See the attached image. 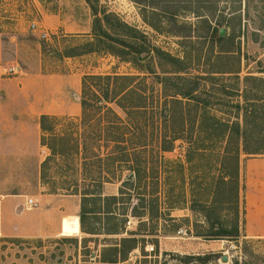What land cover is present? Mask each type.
<instances>
[{
    "label": "rangeland",
    "instance_id": "rangeland-1",
    "mask_svg": "<svg viewBox=\"0 0 264 264\" xmlns=\"http://www.w3.org/2000/svg\"><path fill=\"white\" fill-rule=\"evenodd\" d=\"M91 2L99 13L113 14L138 30L143 35L140 44L150 52L140 65L151 72L146 74L145 102L154 107L157 115L140 111L133 121L147 129L148 138L136 142L145 145L144 165L149 177L155 179L124 189L123 207L118 208L127 216L119 235L89 236L80 232L78 223L68 236L48 237L34 231L25 233L12 226L10 220L18 222L17 219L1 217L0 264H102V258L115 256L114 264H264V237L246 232L243 173L246 160L264 159V139L249 138L246 151L240 150L237 162L224 154L225 143L221 139L204 133L199 134L195 145L178 140L171 151L160 153L156 137V132L165 126L176 131L183 124L188 130L195 126L192 109L196 101L206 104L208 112L220 120L237 111L234 106L244 103L242 97L257 107L264 105V83L244 79L252 76L264 82V0ZM92 23V11L85 0H0V81L26 76H32V80L39 78L30 82L24 95L16 94L10 102L0 87V102L5 106L0 120H13L25 126V131L19 129L20 125L6 131L0 144V202L14 195L21 198L7 201L11 209L18 205L17 211L21 210L26 199L37 201L44 195H51L56 201L66 200L71 208L80 200V195L74 193H81L86 185L90 192L98 189L91 184L100 166L95 157L98 148L89 144L85 166L81 155L83 138L88 134L79 124L81 81L90 75L144 74L138 73L132 64L102 51L66 57L67 48L93 39ZM110 23L115 24V20L110 18ZM222 28L224 36L220 37ZM42 32L47 34L45 39L41 38ZM154 49L165 55L156 56ZM168 56L179 61L173 62ZM9 67H16L18 73L1 75ZM176 71L192 80L183 84L166 82L167 92L177 87L196 90L197 98L187 106L191 111L184 123L178 106L173 120L165 121L169 105L155 77H172ZM67 77L79 83L78 90L72 86L74 81L68 87ZM108 105L124 118L114 104ZM42 113L52 118L47 125L52 131L45 134V141L61 148L66 156H50L42 145L39 127ZM0 125L7 127L6 123ZM190 149L195 153L189 154L188 161ZM119 187V182H112L101 191L104 196L118 195ZM156 187L157 218L131 217L133 207L148 208L147 197L142 199L140 195L151 193ZM250 197L255 199L249 193L247 200ZM202 206L213 212L209 221L199 214ZM248 213L256 216L254 206H248ZM31 217L33 213H26L19 220L33 226ZM217 218L227 226H238L240 236L236 240L196 236L197 232L205 234L207 222ZM66 223L69 226V219ZM87 224L102 227V222L91 218ZM129 238L136 240V247L120 258L118 251L122 255L131 246L128 240L123 242ZM212 254L217 258L203 263L195 260L196 256L204 258Z\"/></svg>",
    "mask_w": 264,
    "mask_h": 264
},
{
    "label": "trees",
    "instance_id": "trees-1",
    "mask_svg": "<svg viewBox=\"0 0 264 264\" xmlns=\"http://www.w3.org/2000/svg\"><path fill=\"white\" fill-rule=\"evenodd\" d=\"M85 1L89 4L92 11L93 39L85 44L67 48L65 56L77 57L102 51L123 62L132 64L138 73L144 74V76L90 75L83 77L81 81L79 124L88 133L84 135L82 144L83 165L85 166L88 160L89 144H93L98 148V153L95 154V157L99 160L100 166L97 176L91 179V184H94L98 189L95 192H90L88 189L89 185H86V188L81 193H74L80 195L79 228L81 233L89 236L119 235L122 233V227L126 222L127 216L124 210L120 213L118 208L123 207L124 189L143 180L155 179L154 177H149L144 165L146 161L143 156L145 145H140L136 142L140 138H148L147 129L139 124L137 120L133 121L135 115L140 114V111H145V113L152 112L153 117L157 115L154 107L145 102L147 101L146 74L151 72L140 65L149 56L150 52L140 44L139 41L143 38V35L138 30L128 26L113 14L99 13L91 0ZM110 18L115 20V24L110 23ZM218 39L222 40L221 38ZM153 51L156 56L165 55L158 49ZM143 54L145 56H142ZM170 59L173 62L179 61L173 57H170ZM174 73L175 76L172 77H155L159 85H161L162 94H164L169 105V109L166 111L167 115H164L165 121L167 119L168 121L173 120L176 114L174 112L175 106H178L180 107V118L184 123L185 118L191 111L187 109V106H189L190 101H195L197 98L195 95L196 90L177 87L167 92L166 82L174 80L183 84L192 80L178 75L181 73L179 71ZM244 79L264 83L261 78L252 76H247ZM242 98L244 103L241 105L236 104L234 107L237 111L232 115L226 114L228 117L226 120L215 118L208 112L206 104L196 101L192 109L195 126L188 130L183 124L177 131L173 127L165 126L156 132L159 153L171 151L178 140L195 145L198 141L196 138H199V134L204 133L210 138L221 139L225 143L224 154L238 162L240 150L242 152L246 151L245 147L249 138L257 139L261 137L260 139H264V105L257 107L246 98ZM136 99L141 102L139 104L135 103L134 100ZM108 104H114L123 113L124 118L119 116ZM51 120L52 118L47 115H41L39 118V127L42 133L41 143L48 149L50 156L64 157L66 156L65 151L45 141V134L48 131H52V127L47 126ZM51 136L55 138L53 134ZM241 146L242 149H240ZM191 149L188 152V161L191 160L189 154L194 155L193 153H195ZM76 154H79L78 148ZM44 164L45 162L42 163V165ZM236 165L238 171V163ZM124 171L127 174L123 175ZM112 182L120 183L118 195L104 196L101 191L102 187ZM157 190L158 187L151 193L141 194L142 199H145L144 196L147 197L148 208L145 209L141 206V210H138V208L133 207L129 215L138 218V220H142L144 217L149 220L157 218ZM237 196L238 194L235 192V200ZM211 213H213L212 210L207 206H202V209L199 210V214L208 219V221ZM120 216L125 218H119ZM89 218L102 222V227L88 226L87 220ZM207 224V232L205 234L197 232V237H207L209 240H224L226 238L228 240H236L240 236L238 226H227L219 218L211 223L207 222ZM125 240H128L131 246L122 255L121 251H118L117 256L120 255V258H124L127 252L136 247L134 238L123 239V242ZM203 257L196 256L195 260L203 263V260L217 258L215 254ZM116 260L115 256V258L109 259L102 258L101 262L102 264H114L117 262Z\"/></svg>",
    "mask_w": 264,
    "mask_h": 264
},
{
    "label": "crops",
    "instance_id": "crops-1",
    "mask_svg": "<svg viewBox=\"0 0 264 264\" xmlns=\"http://www.w3.org/2000/svg\"><path fill=\"white\" fill-rule=\"evenodd\" d=\"M72 25H69L71 27ZM62 27V26H61ZM64 28V27H63ZM65 29V28H64ZM72 30V28L70 29ZM65 31V30H64ZM74 31V30H72ZM67 33V30L65 31ZM70 77V76H69ZM67 77L66 81L68 82V87L70 86V83L74 81V84L72 85L74 89L78 90L79 83L75 80L70 81V78ZM40 79H46L40 78ZM39 81V78H35L32 80V76H26V78L22 79H9L8 82H2L0 81V87L4 90V93L6 94L7 100L13 101L16 94L24 95L26 89H28V85L30 82ZM70 88V87H69ZM4 104L0 102V115L2 116V111L4 109ZM26 112V111H25ZM24 112V113H25ZM42 115H47L46 113H42ZM7 124V127L5 125H0V144L3 143L5 132L8 130H11L15 126L17 129L25 131L24 124L21 125L20 122H15L13 120L5 121L3 118L0 120V124ZM14 126V127H13ZM0 150L1 146H0ZM243 173H244V187H245V199H246V232L250 233L254 237H264V159H248L243 165ZM251 193L255 196V199L253 197L248 198V194ZM17 196V197H15ZM19 195H14L13 198H9L7 200H4V202H0V218L4 217V219H10L11 217H14V219H17V221H12V226H14L19 229L23 230V232H29L34 231L36 234L45 235L48 237L52 236H68L72 228L76 226L79 223L78 213H79V201H77L73 207H69L67 205L68 201L66 200H58L54 199L51 195H44L40 200H37L38 206L34 209H27L25 207V201L23 202V208L21 210L18 209L16 205L13 209H11L10 205L8 206L7 201L13 200L18 197ZM258 197V200L257 198ZM21 199V198H20ZM254 206L256 209V216L254 213L250 214L248 213V206ZM256 205V206H255ZM62 208V209H61ZM26 213H33L34 218L33 226H29L28 224L25 225L22 223V221L19 220L22 216H24ZM7 214V215H6ZM69 214H74L73 216H69ZM69 219V226L66 223V220ZM37 221V223H36ZM35 223V224H34ZM23 224V225H22ZM30 224V223H29ZM65 226L67 229H65ZM70 227V230L68 228Z\"/></svg>",
    "mask_w": 264,
    "mask_h": 264
},
{
    "label": "built area",
    "instance_id": "built-area-1",
    "mask_svg": "<svg viewBox=\"0 0 264 264\" xmlns=\"http://www.w3.org/2000/svg\"><path fill=\"white\" fill-rule=\"evenodd\" d=\"M35 25H32V29H35ZM47 37L46 32H42L41 33V38L45 39ZM18 73V70L16 67H9L7 69H4V72L1 75H6V76H10V75H16ZM38 206V202L36 200L33 199H26L25 201V207L27 209H34L37 208ZM152 250V249H151ZM150 250V251H151Z\"/></svg>",
    "mask_w": 264,
    "mask_h": 264
},
{
    "label": "water",
    "instance_id": "water-1",
    "mask_svg": "<svg viewBox=\"0 0 264 264\" xmlns=\"http://www.w3.org/2000/svg\"><path fill=\"white\" fill-rule=\"evenodd\" d=\"M224 31L225 30L223 28L219 30V36L220 37H223L224 36ZM223 260L225 261V258H223Z\"/></svg>",
    "mask_w": 264,
    "mask_h": 264
}]
</instances>
